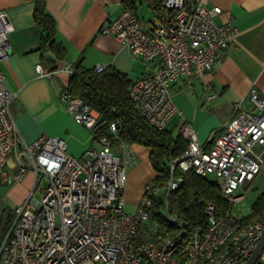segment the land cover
Returning a JSON list of instances; mask_svg holds the SVG:
<instances>
[{"label":"built area","instance_id":"built-area-1","mask_svg":"<svg viewBox=\"0 0 264 264\" xmlns=\"http://www.w3.org/2000/svg\"><path fill=\"white\" fill-rule=\"evenodd\" d=\"M219 13L221 8L206 0H163L159 22L151 27L130 9L100 24L101 32L114 35L145 64L146 74L131 79L129 96L149 125L166 128L179 112L171 85L203 77L230 44L235 26L216 22ZM12 30L7 12L0 10V61L9 52ZM94 67L101 71L106 64ZM36 70L43 73L41 64ZM206 87L211 100L215 93ZM59 95L73 120L91 131L99 112L66 87ZM13 96L0 69V186L33 171L31 190L10 208L9 221L7 210L0 212V264H244L264 236V207L249 218L229 210L245 198L240 186L264 163V94L256 87L234 102L230 118L203 142L183 121L178 133L186 146L170 161L167 182L159 186L148 180L131 211L124 198L128 163L112 142L118 120L109 123L111 135L99 136L96 147L77 157L62 137L41 133L25 139L9 110ZM176 169L212 177L228 204L220 211L209 201L205 223L191 230L185 244V222L170 204L171 191L183 182ZM254 264H264V248Z\"/></svg>","mask_w":264,"mask_h":264},{"label":"crops","instance_id":"crops-1","mask_svg":"<svg viewBox=\"0 0 264 264\" xmlns=\"http://www.w3.org/2000/svg\"><path fill=\"white\" fill-rule=\"evenodd\" d=\"M206 2L221 8L216 22L230 21L235 31L226 50L203 77L190 83L180 78L171 85V100L179 112L166 124V129L173 131L187 121L202 142L230 118L234 102L241 100L251 86L264 94V0ZM33 5L34 0H0V10L7 12L13 24L9 52L0 61L4 85L14 93L9 110L25 139L41 133L56 135L66 141L69 153L82 157L88 147L97 144L91 131L73 120L59 95L68 83L71 64L80 61L85 67H94L103 63L130 79L145 75L147 70L144 62L134 59L114 35L99 30L105 19L121 12V0H46V8L56 22V38L66 48L64 60L40 48L45 31L33 20ZM136 14L145 27L159 22L158 11L146 2L137 4ZM38 63L43 73L36 70ZM207 84L215 93L211 100L206 99ZM113 148L128 163L130 179L126 178L124 198L131 211L146 182L148 165L142 155L147 157L149 149L138 143H114ZM149 173L152 176V169Z\"/></svg>","mask_w":264,"mask_h":264},{"label":"trees","instance_id":"trees-1","mask_svg":"<svg viewBox=\"0 0 264 264\" xmlns=\"http://www.w3.org/2000/svg\"><path fill=\"white\" fill-rule=\"evenodd\" d=\"M158 11L163 0H121L123 9L136 13L139 2ZM33 20L44 29L40 37V48L47 49L55 59L66 58V48L57 40L56 22L46 8V0H34ZM131 79L113 66H106L97 71L95 67H85L80 61L71 64L66 88L69 93L88 102L99 112V118L91 130L93 139L103 134L111 135L109 123L118 120L117 137L114 143H138L149 149L148 161L152 169L149 181L164 186L169 178L170 161L178 157L186 146V140L177 132L157 129L149 125L137 112L134 102L129 96ZM175 173L183 176L182 184L171 191V211L185 222L182 244H185L191 230L206 221V204L214 201L220 211L228 204L224 200L216 181L206 175H198L192 171ZM264 207V192H261L251 205V212L243 218H249ZM11 209H7V221Z\"/></svg>","mask_w":264,"mask_h":264},{"label":"rangeland","instance_id":"rangeland-1","mask_svg":"<svg viewBox=\"0 0 264 264\" xmlns=\"http://www.w3.org/2000/svg\"><path fill=\"white\" fill-rule=\"evenodd\" d=\"M172 132L177 133L178 129L177 128L173 129ZM142 158L145 161H147V165H148V172L145 177V181L147 182L148 181L147 179H149V177L151 178L149 173L151 167L148 161V156L146 157V155L145 156L142 155ZM129 179L130 178L128 176L127 181H129ZM140 183L142 182H139V184ZM32 184H33V171L28 170L25 173V175L19 181H16L14 184L10 186L1 185L0 212L3 210H7L8 208H12L14 205L23 202L25 198L28 196ZM240 189L245 193V198L236 201L234 204L229 206V210L234 216L242 218L251 212L252 203L261 192H264V163L261 164V168L255 174V176L251 180H246L244 184L240 186ZM39 196H40V189H36L33 192V197L38 198ZM125 209L129 210L127 205H125Z\"/></svg>","mask_w":264,"mask_h":264},{"label":"water","instance_id":"water-1","mask_svg":"<svg viewBox=\"0 0 264 264\" xmlns=\"http://www.w3.org/2000/svg\"><path fill=\"white\" fill-rule=\"evenodd\" d=\"M262 248H264V236L261 237L259 242L257 243L256 247L254 250L251 252V254L248 256L244 264H254L256 261L257 257L259 256Z\"/></svg>","mask_w":264,"mask_h":264}]
</instances>
